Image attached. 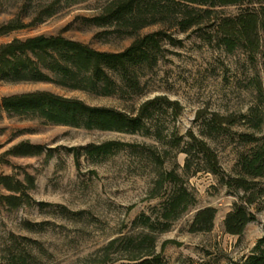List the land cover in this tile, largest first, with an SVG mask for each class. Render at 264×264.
I'll return each instance as SVG.
<instances>
[{
  "label": "trees",
  "instance_id": "trees-1",
  "mask_svg": "<svg viewBox=\"0 0 264 264\" xmlns=\"http://www.w3.org/2000/svg\"><path fill=\"white\" fill-rule=\"evenodd\" d=\"M92 0H0V13L9 18L0 23V37L45 22L58 13ZM99 13L81 17L88 26L99 29L96 39L133 38L120 51L100 50L83 41L61 34H38L13 38L0 44V80L7 82H49L68 90H82L101 96L118 95L129 100L142 95L141 78L146 70L157 66L167 43L181 42L177 32H197L209 42H215L227 52L245 51L251 60L261 57L264 66V0H97ZM234 7L236 10L227 11ZM157 29L141 34L145 28ZM262 90V83L258 85ZM184 106L167 95H156L137 108L122 109L93 105L79 97L51 90H35L0 97V119L10 116L33 117L46 124L74 126L86 129L143 133L186 154L185 163L166 168V157L150 147V160L157 175L150 199L159 201L150 212H142L132 222V228L112 238L99 250L91 264H166L157 252V236L197 204V197L187 177L205 171L214 174L219 183L236 192L238 200L224 219L225 230L240 235L248 223L256 219L252 207L264 205V113L251 108L240 120L253 131L239 133V140L252 144L240 153L234 172H227L218 151L210 143L231 132L234 120L214 112L206 117L199 111L196 120L200 134L190 129L186 134L166 139L160 113L181 115ZM167 140V141H166ZM128 145L109 140L85 147L87 154L98 159ZM53 150L43 144L21 141L0 154V168L10 165L9 155L35 156ZM168 152L165 151V153ZM80 153L76 154L79 159ZM36 176L25 170L23 176L0 174V208L17 209L35 202L32 192ZM217 213L213 206L200 208L193 221L194 230H210ZM26 242L20 248V239ZM40 242L26 236L9 233L0 244V264H42L35 249ZM28 246V249H27ZM198 264H211L202 262ZM230 264H264V235L251 252Z\"/></svg>",
  "mask_w": 264,
  "mask_h": 264
},
{
  "label": "rangeland",
  "instance_id": "rangeland-1",
  "mask_svg": "<svg viewBox=\"0 0 264 264\" xmlns=\"http://www.w3.org/2000/svg\"><path fill=\"white\" fill-rule=\"evenodd\" d=\"M97 5L98 1L92 0L66 9L36 26L1 36L0 44L16 37L61 34L100 50L120 51L128 47L133 38L102 41L95 38L101 29L82 22L81 17L99 13ZM8 18V13H0V23ZM155 29L157 26L145 28L141 34ZM175 36L181 42L165 45L157 66L146 70L141 78L143 94L132 99L68 90L49 82L3 80H0V97L51 90L93 105L130 110L148 98L167 95L184 106L177 118L168 112L159 114L167 140L190 129L200 134L196 116L201 110L206 117L217 112L235 119L229 134L209 139L218 151L223 168L233 173L240 153L253 146L239 140V133L253 131L240 116L249 113L251 108L264 113L262 59L258 56L253 61L241 49L229 53L215 42L203 40L197 32H177ZM261 83L262 90H259ZM258 135H264V124ZM109 140L128 145L98 159L84 149ZM21 141L43 144L53 150V156L48 159L46 152L35 156L9 155L11 164L0 168V174L16 171L22 177L27 170L36 176L33 204L13 210L0 208V244L11 232L38 240L40 244L34 253L42 264H91L112 238L131 230L139 214L150 212L159 201L149 198L157 175V167L150 160V147L166 157V168H172L176 162L183 166L186 158L185 153L168 148L152 135L46 124L38 118L4 113L0 119V154ZM77 153H80L79 159ZM187 182L195 192L197 204L170 230L158 234L156 250L162 253L165 263L230 264L248 255L264 235V205L252 207L257 217L247 224L242 234H230L225 230L224 219L238 200L237 193L205 171L187 177ZM207 206L217 209L213 227L194 230L196 212ZM19 241L23 248L26 242L22 238Z\"/></svg>",
  "mask_w": 264,
  "mask_h": 264
}]
</instances>
